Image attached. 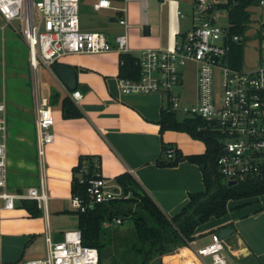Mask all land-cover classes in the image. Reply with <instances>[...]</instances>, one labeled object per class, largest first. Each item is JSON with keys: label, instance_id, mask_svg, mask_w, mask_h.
<instances>
[{"label": "crops", "instance_id": "1", "mask_svg": "<svg viewBox=\"0 0 264 264\" xmlns=\"http://www.w3.org/2000/svg\"><path fill=\"white\" fill-rule=\"evenodd\" d=\"M138 1L130 7V14V0L123 6H113L115 9H127L130 53L136 56L146 48L166 49L169 38L161 36L162 24L156 23L152 29L148 23L147 0L146 24H142L141 1ZM154 10H159V7ZM152 17L155 20L158 17L156 22H162L160 15L153 14ZM144 25L149 26L148 35L141 34ZM108 38L114 43V38ZM175 40H170L172 47ZM118 61L119 53L115 50L99 54H68L58 59L54 64H64L75 71L73 91L82 95L77 102L71 99L73 91L68 90L51 69L41 66L54 82L53 86L46 88L47 96L53 91L59 96V102L55 104L59 110L54 112L52 128L54 140L45 148L47 208H40L42 214L39 217H31L21 206L22 201L15 202L12 209H0V264H18L20 261L43 258L46 255L47 234L57 242L64 232L76 229L52 224V217L54 212H59L62 203L69 204L71 169L76 166L80 155L98 156L100 173L104 178L114 179L124 172L129 173L168 217L180 211L187 203L189 193L203 190L201 173L196 165L182 162L176 167L161 168L155 161L160 156L162 142L175 145L184 155L203 153L204 143L183 132L167 130L160 135L158 121L161 110L166 107V97L158 93L122 94L118 87ZM66 96L81 110V118H62L60 101ZM35 107L30 131L26 117L18 116L14 120L15 125H10L13 133L10 135L16 143V158L13 167L7 169L9 191L23 192L38 186L40 168L36 150ZM28 147L34 149L29 155ZM12 181L15 187H11ZM22 182L26 185L23 186ZM50 203L52 212L49 211ZM222 229L230 230L224 239L227 261L230 258L238 264H264V196L255 200L228 202V212L197 227L194 233L196 239L179 254L190 255L196 264H204V258H199L195 251L207 244L213 233L220 234Z\"/></svg>", "mask_w": 264, "mask_h": 264}, {"label": "built area", "instance_id": "2", "mask_svg": "<svg viewBox=\"0 0 264 264\" xmlns=\"http://www.w3.org/2000/svg\"><path fill=\"white\" fill-rule=\"evenodd\" d=\"M140 1L141 23L146 24L145 0ZM79 2L0 0V16L5 23L12 25L14 20L18 22V33L28 48V62L34 74L41 65L51 69L52 64L68 54H99L112 50L119 54L130 53L126 7L115 9L111 0H95L91 5L94 10L113 9L117 12V23L123 28V33L115 36L112 43L102 31L80 29ZM195 2L199 23L181 34L171 49L141 50L136 55L139 78L118 77L119 90L122 94L164 95L171 111L179 112L183 117L199 118L206 127L221 133L223 149L216 159V167L227 181L256 177L264 169V124L261 120L264 110V59L248 71L236 67L233 62L230 64L232 47L242 44V38L232 35L228 24L225 27L216 25L217 10H209L220 0ZM259 5L264 6V0H260ZM190 61L197 65L196 104L185 105L180 103L173 88L181 77L178 67ZM215 75L220 78L218 90L213 89ZM70 96L75 102L82 98L79 91H73ZM35 104L36 150L40 168L38 186L23 192L8 190L5 143L0 142V209H12L16 201L23 200H32L39 208H47L45 148L54 140L52 128L55 120L49 97H40L36 84ZM4 112L5 105L0 103V132L6 128ZM172 154L173 149H170L168 157ZM85 183L86 199L79 195L70 196L74 212H85L98 204L128 197L114 179L104 178L101 173L87 178ZM112 220L121 224L118 217ZM103 225L107 226V222ZM81 240V232L77 228L64 232L57 242L47 234L46 255L18 264H98L97 250L83 246ZM225 251L224 239L213 233L210 241L195 253L201 259L210 257L209 264H228Z\"/></svg>", "mask_w": 264, "mask_h": 264}, {"label": "trees", "instance_id": "3", "mask_svg": "<svg viewBox=\"0 0 264 264\" xmlns=\"http://www.w3.org/2000/svg\"><path fill=\"white\" fill-rule=\"evenodd\" d=\"M260 0H220L210 8V12L217 9L227 11L230 33L243 38L246 24L249 21L248 8L259 3ZM243 44H235L229 54L230 64L233 62L238 68L242 67ZM140 68L137 57L131 53L119 54L118 77L138 79ZM59 102L56 92L49 96L50 105ZM63 119H76L83 116L81 110L68 97L60 101ZM160 135L167 130L183 132L192 139L204 143L205 151L201 154L184 155L173 144L161 143L159 158L155 161L161 168L176 167L182 162L194 164L201 173L203 190L189 193L187 203L173 216H166L147 195L136 180L127 172L114 178L122 187L127 198L118 199L96 205L85 212L71 211L77 217L76 228L81 232L83 246L95 248L98 253V264L102 262V250L105 246V229L103 222L113 218L131 216L135 230L137 245L136 252L142 254L143 262L157 257L161 264L162 257L188 248L196 239L195 230L207 223L211 218H221L228 212V202L239 200H255L264 196V169L256 177L238 179L235 184L228 182L218 171L216 159L222 154L223 136L211 127H206L199 118L183 117L178 120L176 113L169 109L168 104L160 112L158 121ZM173 154L168 157V151ZM86 170H83V168ZM100 173V158L93 155H80L76 166L71 169V195H79L86 199V179ZM82 181V182H81ZM21 206L31 217L42 214L37 203L32 200L22 201ZM136 206L144 213L149 221L130 208ZM142 262V264H143Z\"/></svg>", "mask_w": 264, "mask_h": 264}, {"label": "rangeland", "instance_id": "4", "mask_svg": "<svg viewBox=\"0 0 264 264\" xmlns=\"http://www.w3.org/2000/svg\"><path fill=\"white\" fill-rule=\"evenodd\" d=\"M94 0H80L78 6L80 29L82 31H102L108 37L122 34V27L118 25V14L113 9L94 10L91 6ZM111 0L112 6L124 5L122 1ZM196 0H147V13L149 24L152 29L156 23L160 25L161 36L169 38L166 49H170L171 38L178 37L191 29L193 24H198V9ZM210 3L212 0H206ZM138 0H130L128 5V14L130 7L138 4ZM159 7V10H154ZM249 21L246 24L245 32L242 38L244 47L242 67L245 71L254 69L258 66L261 59H264V6H260L258 2L248 8ZM153 14L160 15L162 22H156ZM216 25L225 27L228 24L227 11L225 9H217ZM19 25L16 20L12 25L6 24L0 16V103H4L6 110L4 118L6 122L5 131L0 132V142L5 143L6 168L13 167L14 159L16 158V143L12 139L13 134L10 125H15V118L23 117L31 123L32 111L35 107L34 85L36 84L40 97H47V87L53 86L54 82L50 74L41 66L36 74H34L28 62V48L18 33ZM159 32V31H158ZM143 32H141L142 34ZM136 54V53H134ZM180 81L173 88V92L178 96L181 104L194 105L196 104L197 91V65L194 62H187L185 65L179 66ZM34 74V75H33ZM220 78L215 75L213 81V89L218 90V81ZM27 111H22L20 108H26ZM20 110V111H19ZM59 110V106L53 105V113ZM24 112V115H23ZM178 120L183 118L181 113H176ZM264 124V110L261 117ZM13 124H12V123ZM27 124V129L30 131L32 123ZM32 125V126H31ZM15 129V127H12ZM34 129V127H33ZM11 133V135H10ZM35 136V131L33 132ZM34 149L28 147V155L33 153ZM15 182L12 181V186ZM25 186V182H22ZM129 196V195H128ZM17 203V201H16ZM49 205V211L52 212V204ZM59 212H54L52 224L62 227L70 226L71 229L76 227L77 217L71 213L72 209L70 202L62 203ZM132 211L140 214L146 221L152 224L147 216L142 213L136 206L130 208ZM121 224H115L112 221H106L107 226H104L105 231V246L102 250L101 264H142V254L136 252L134 248L137 245L135 230L132 224L131 216L119 215ZM183 250H178L176 253L162 257L161 264H167L168 261H173ZM179 254V255H176ZM166 257V258H165ZM170 257V258H169ZM165 258V259H164ZM164 260V261H163ZM204 263L211 262L210 257L204 258ZM157 257L146 260L143 264H158ZM228 264H238L230 258Z\"/></svg>", "mask_w": 264, "mask_h": 264}, {"label": "water", "instance_id": "5", "mask_svg": "<svg viewBox=\"0 0 264 264\" xmlns=\"http://www.w3.org/2000/svg\"><path fill=\"white\" fill-rule=\"evenodd\" d=\"M142 28H143L142 32L144 35H148L150 33L148 25H144ZM225 61L227 62L228 59H226ZM51 71L59 80H61L64 83V85L68 90L73 91L75 89V71L71 67L60 63L52 64ZM223 152L226 153V151ZM235 183H236L235 181L228 182L229 185ZM229 231H230L229 229H222L220 231L219 236L222 239H225Z\"/></svg>", "mask_w": 264, "mask_h": 264}, {"label": "bare ground", "instance_id": "6", "mask_svg": "<svg viewBox=\"0 0 264 264\" xmlns=\"http://www.w3.org/2000/svg\"><path fill=\"white\" fill-rule=\"evenodd\" d=\"M167 264H196L192 256L183 255L173 259V262L168 261Z\"/></svg>", "mask_w": 264, "mask_h": 264}]
</instances>
